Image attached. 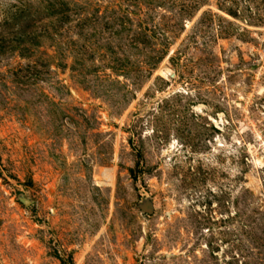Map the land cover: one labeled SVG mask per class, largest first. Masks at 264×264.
<instances>
[{
  "label": "rangeland",
  "instance_id": "1",
  "mask_svg": "<svg viewBox=\"0 0 264 264\" xmlns=\"http://www.w3.org/2000/svg\"><path fill=\"white\" fill-rule=\"evenodd\" d=\"M0 264H264V0H0Z\"/></svg>",
  "mask_w": 264,
  "mask_h": 264
},
{
  "label": "bare ground",
  "instance_id": "2",
  "mask_svg": "<svg viewBox=\"0 0 264 264\" xmlns=\"http://www.w3.org/2000/svg\"><path fill=\"white\" fill-rule=\"evenodd\" d=\"M201 108V107H200ZM199 110V109H198ZM213 119V118H212ZM221 119V118H220ZM218 120V119H217ZM219 121V120H218ZM215 122H216V120H215ZM220 128V127H219Z\"/></svg>",
  "mask_w": 264,
  "mask_h": 264
}]
</instances>
